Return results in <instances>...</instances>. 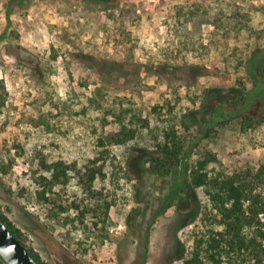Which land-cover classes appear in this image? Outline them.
I'll use <instances>...</instances> for the list:
<instances>
[{
    "label": "rangeland",
    "instance_id": "1",
    "mask_svg": "<svg viewBox=\"0 0 264 264\" xmlns=\"http://www.w3.org/2000/svg\"><path fill=\"white\" fill-rule=\"evenodd\" d=\"M11 5L0 0V211L45 264H181L191 255L205 189L173 187L174 173H153L146 160L158 155L167 127L178 129L186 147L194 144L206 125L179 122L189 125L199 109L200 119L208 89L221 98L251 89L244 66L264 45V0ZM249 114L250 126L240 116L214 124L185 174L205 148L225 172L263 164L264 106ZM121 122L134 135L99 146ZM95 157L104 158L94 184L112 203L108 214L98 225L70 207L57 215V203L66 206L80 188L72 177L40 198V174L51 178L40 161H62L75 172ZM254 191L264 197V178Z\"/></svg>",
    "mask_w": 264,
    "mask_h": 264
},
{
    "label": "trees",
    "instance_id": "2",
    "mask_svg": "<svg viewBox=\"0 0 264 264\" xmlns=\"http://www.w3.org/2000/svg\"><path fill=\"white\" fill-rule=\"evenodd\" d=\"M26 2L27 0H10V5L23 6ZM244 67L252 81V87L247 93L237 89L233 94L221 98V92L208 89L201 103L204 111L200 119L198 113L201 109L191 111L192 120L189 125L180 120V125L186 129L191 124H198L200 120L206 125L201 129L208 127V130L200 129L193 135V145L186 147L178 129L170 126L161 133L157 146L158 155H150L146 160L153 173L161 176L174 173L173 187L205 189L207 203L200 208V224L193 228L191 255L184 258L181 264H203L204 261L210 264H244L246 261L264 264V197L260 191H254L255 184L264 178V163L254 169L225 172L219 169L220 161L217 156L209 148H205L192 160L188 176L185 174L194 147L209 134V129L214 124L240 116L242 124L250 126L253 116L249 112L257 103L264 106V45L252 50ZM213 99H217V102H213ZM133 135L134 130L121 122L116 130L102 134L97 144L105 146L107 143L122 142ZM40 167L44 172L51 173L50 179L43 173L39 176L44 184L40 198L47 200L46 192L52 191L57 184L67 187L71 184L72 177H75L77 187L80 188V193L76 192L78 194L68 197L70 203L66 206L55 202L57 215L70 207L82 214L89 213L95 218V225L103 221L101 214H108L112 203L94 183L104 176V158L95 157L79 168L75 166V172L62 161L49 163L42 160ZM174 191L175 189L172 194ZM0 216L38 263L45 264L40 255L24 242L21 229L1 211ZM0 264H5L1 257Z\"/></svg>",
    "mask_w": 264,
    "mask_h": 264
},
{
    "label": "water",
    "instance_id": "3",
    "mask_svg": "<svg viewBox=\"0 0 264 264\" xmlns=\"http://www.w3.org/2000/svg\"><path fill=\"white\" fill-rule=\"evenodd\" d=\"M0 257L5 264H39L0 216Z\"/></svg>",
    "mask_w": 264,
    "mask_h": 264
},
{
    "label": "flooded vegetation",
    "instance_id": "4",
    "mask_svg": "<svg viewBox=\"0 0 264 264\" xmlns=\"http://www.w3.org/2000/svg\"><path fill=\"white\" fill-rule=\"evenodd\" d=\"M18 57H19V58H22V57H23V55H22L21 53H19V54H18Z\"/></svg>",
    "mask_w": 264,
    "mask_h": 264
}]
</instances>
